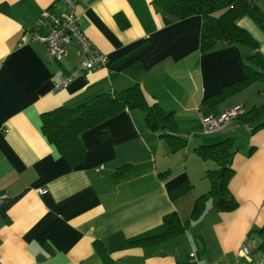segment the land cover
I'll return each mask as SVG.
<instances>
[{"label": "crops", "instance_id": "obj_1", "mask_svg": "<svg viewBox=\"0 0 264 264\" xmlns=\"http://www.w3.org/2000/svg\"><path fill=\"white\" fill-rule=\"evenodd\" d=\"M253 1L264 11V0ZM46 8L62 11L59 0H0V264L232 263L245 238L264 228V127L253 131L234 117L205 133L201 118L264 103V79L206 100L243 76L251 50L217 44L201 51V17L165 23L153 0H78V26L105 62L55 89L85 54L71 42L63 57L50 56L32 38L47 32L39 25ZM237 24L264 54V32L248 16ZM134 84L148 102L173 112L183 148L171 151L139 108L81 133L84 158L76 166L43 135V112ZM223 141L233 142L228 188L237 207L220 211L207 199L193 218L196 198L210 189L207 171L218 168L196 149ZM171 213L182 232L131 243L163 232ZM250 241L256 259L257 240Z\"/></svg>", "mask_w": 264, "mask_h": 264}, {"label": "trees", "instance_id": "obj_2", "mask_svg": "<svg viewBox=\"0 0 264 264\" xmlns=\"http://www.w3.org/2000/svg\"><path fill=\"white\" fill-rule=\"evenodd\" d=\"M154 7L164 15L165 23L188 16L201 17L200 50L207 51L217 44L239 45L251 50L243 64V76L225 85L219 93L206 100L218 101L241 90L254 81L264 79V54L257 41L248 31L237 24L242 16H248L264 32V11L253 0H153ZM123 108H139L144 112L145 123L158 131L169 143L171 151L185 146L186 140L178 133L177 122L172 111H167L156 102H148L138 84L126 89L96 95L89 101L74 107L59 106L41 115V131L46 140L69 163L76 166L84 158V147L80 135ZM241 123L252 124L253 131L264 127V103L252 106L236 116ZM102 137L106 132L101 133ZM202 158L217 162L218 168L207 171L210 189L196 198L191 217L197 218L204 209V202L212 200L213 207L220 211H231L237 203L231 195L228 183L233 174L231 166L234 153L233 142L223 141L214 146L196 149ZM163 232L133 240L137 245H151L166 240L183 231L175 213L163 218ZM249 240H257L256 248L264 249V228L252 231Z\"/></svg>", "mask_w": 264, "mask_h": 264}, {"label": "built area", "instance_id": "obj_3", "mask_svg": "<svg viewBox=\"0 0 264 264\" xmlns=\"http://www.w3.org/2000/svg\"><path fill=\"white\" fill-rule=\"evenodd\" d=\"M77 1L59 0L62 7V11L59 14L50 8L44 9L39 25L46 26L47 32L45 34H41L37 30L32 32V38L44 45L50 56L63 57L66 53L65 46L71 42L75 43L85 54L84 60L76 64L68 75L61 77L54 85L55 89L64 86L71 79L84 74L87 70L103 65L105 62V54L91 42L78 26ZM241 112L242 109L240 107H234L215 116L202 117L201 123L204 132L214 133L223 129L232 118ZM44 190V188H39L37 192L41 193ZM5 197V194H0V204ZM252 253L253 246L247 237L238 247L234 261L229 264H264V249L260 250L256 259H253ZM191 255L195 257L193 253Z\"/></svg>", "mask_w": 264, "mask_h": 264}, {"label": "rangeland", "instance_id": "obj_4", "mask_svg": "<svg viewBox=\"0 0 264 264\" xmlns=\"http://www.w3.org/2000/svg\"><path fill=\"white\" fill-rule=\"evenodd\" d=\"M259 83H261V82H258V85H261V84H259ZM262 85H264V84H262Z\"/></svg>", "mask_w": 264, "mask_h": 264}]
</instances>
